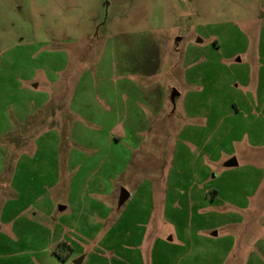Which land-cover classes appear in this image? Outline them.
I'll return each instance as SVG.
<instances>
[{
  "label": "rangeland",
  "instance_id": "374dc122",
  "mask_svg": "<svg viewBox=\"0 0 264 264\" xmlns=\"http://www.w3.org/2000/svg\"><path fill=\"white\" fill-rule=\"evenodd\" d=\"M47 2L0 0V264H264V0Z\"/></svg>",
  "mask_w": 264,
  "mask_h": 264
},
{
  "label": "clouds",
  "instance_id": "9594fccd",
  "mask_svg": "<svg viewBox=\"0 0 264 264\" xmlns=\"http://www.w3.org/2000/svg\"><path fill=\"white\" fill-rule=\"evenodd\" d=\"M38 3L42 9H47V8H50L52 6L47 2V0H38ZM92 6H93V0H87V2H81L80 8L79 9H73V11L68 14L67 18L61 17L60 23H65L66 20H68V19H74L75 15L79 14L81 10H86L87 8L92 7ZM56 15L60 16V13L57 12ZM70 31H71V29H70Z\"/></svg>",
  "mask_w": 264,
  "mask_h": 264
},
{
  "label": "water",
  "instance_id": "95a60500",
  "mask_svg": "<svg viewBox=\"0 0 264 264\" xmlns=\"http://www.w3.org/2000/svg\"><path fill=\"white\" fill-rule=\"evenodd\" d=\"M78 262H79L78 260L75 261L76 264H77Z\"/></svg>",
  "mask_w": 264,
  "mask_h": 264
}]
</instances>
